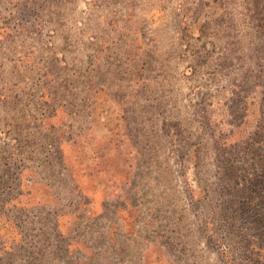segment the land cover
Segmentation results:
<instances>
[{
  "label": "rangeland",
  "instance_id": "rangeland-1",
  "mask_svg": "<svg viewBox=\"0 0 264 264\" xmlns=\"http://www.w3.org/2000/svg\"><path fill=\"white\" fill-rule=\"evenodd\" d=\"M0 264H264V0H0Z\"/></svg>",
  "mask_w": 264,
  "mask_h": 264
}]
</instances>
